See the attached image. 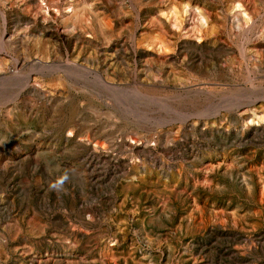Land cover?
Here are the masks:
<instances>
[{
	"label": "rangeland",
	"instance_id": "374dc122",
	"mask_svg": "<svg viewBox=\"0 0 264 264\" xmlns=\"http://www.w3.org/2000/svg\"><path fill=\"white\" fill-rule=\"evenodd\" d=\"M257 116L264 0H0V264H264Z\"/></svg>",
	"mask_w": 264,
	"mask_h": 264
},
{
	"label": "bare ground",
	"instance_id": "6f19581e",
	"mask_svg": "<svg viewBox=\"0 0 264 264\" xmlns=\"http://www.w3.org/2000/svg\"><path fill=\"white\" fill-rule=\"evenodd\" d=\"M65 11H66V14H67V13L71 12L72 10H71V8H68V7H67V8L65 9ZM244 16H245V15H244ZM245 18H246V17H245ZM82 70H83V69H82ZM54 71H55V70H54ZM83 72H85V71L83 70ZM93 75H94V74H93ZM95 75H96V74H95ZM95 75H94V76H95ZM97 76H98V75H97ZM97 79H100V77H97ZM97 84H98V83H97ZM193 91H194V90H193ZM198 91H199V90H198ZM200 92H201V91H200ZM253 116H254V115H253ZM252 118H253V117H252ZM253 120H256V121H257L256 124H258V125H259V124H262V123H264V116H257V117H255V118H253ZM253 120H251V121H250V120L247 121L245 125H246V126L251 125V124L253 123ZM246 126H245V127H246ZM70 132H71V131H70Z\"/></svg>",
	"mask_w": 264,
	"mask_h": 264
}]
</instances>
